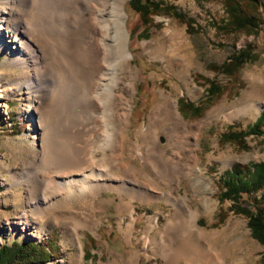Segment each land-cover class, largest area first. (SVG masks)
<instances>
[{
	"label": "rangeland",
	"instance_id": "1",
	"mask_svg": "<svg viewBox=\"0 0 264 264\" xmlns=\"http://www.w3.org/2000/svg\"><path fill=\"white\" fill-rule=\"evenodd\" d=\"M88 1L47 0L45 9L41 4L36 8L58 63L53 91L57 100L48 129L51 151L62 157L72 156L77 145L88 151L86 159L105 162L117 156L121 163L141 167L142 159L132 151L135 131L155 113L162 97L175 102L185 128L199 129L197 144L189 147L211 182L210 193L195 195L176 181L153 186L137 172L136 180L151 191L177 197L189 212L196 209L197 202H211V212L200 213L196 224L204 233H215L207 242L215 251L224 250L227 255L224 264H264V245L252 237L246 216L232 209V200L218 198L225 169L234 164L264 161V136L246 135L242 145L220 139L229 126L245 130L264 110V0L252 12L246 6L258 18L255 34L219 30L218 25L226 16L223 0H163L181 17L154 14L147 24L128 6V0H95L101 10L111 7L110 21L121 28L120 51L126 49L131 53L127 59L135 76V89L127 107L129 124L122 135L115 124L114 128L108 126V120V132H104L101 109L91 108L92 104L100 106L96 102L105 99L104 92L98 95L99 91L87 89L82 80L83 56L67 49L71 31L82 15L84 19L89 17L85 9L94 3ZM144 43L149 47L144 49ZM248 45L257 55L254 61L243 63L230 74L215 69ZM166 51L174 52L176 64L191 61L186 73L192 87L190 92L167 70L163 58ZM52 70L50 74L55 72ZM21 74L9 65L5 52L0 51V244L30 239L46 244L51 255L44 264H164L153 240L160 239L174 209L165 200L140 201L136 185L129 180H122L126 184L122 196H132L126 199L132 204L130 213L118 211L120 198L116 191L102 189L91 208L86 204L69 210L56 206L49 214H42L38 207L40 195L45 196L52 188L44 181L40 190L27 181L34 179L38 171L32 155L38 147L37 144L33 149L29 147V131L36 126L30 115L34 102L26 88L17 86ZM186 102L193 107L186 108ZM250 105L256 107L251 113H234ZM194 106L198 108L196 111ZM84 125L86 135L74 138V127ZM159 133L158 144L165 147L166 138ZM122 181L113 180L117 185H123ZM262 192L264 188L257 194ZM56 194L58 200L63 198L61 193ZM250 199L243 194L241 206L253 209L249 206ZM87 215L94 216L92 223ZM74 216H79V220H74ZM171 226L179 225L171 223ZM195 233L194 239H201L199 232Z\"/></svg>",
	"mask_w": 264,
	"mask_h": 264
},
{
	"label": "bare ground",
	"instance_id": "2",
	"mask_svg": "<svg viewBox=\"0 0 264 264\" xmlns=\"http://www.w3.org/2000/svg\"><path fill=\"white\" fill-rule=\"evenodd\" d=\"M91 1L94 4H89L85 9L89 17L84 19L82 15L78 26L70 33L67 49L83 56L82 80L87 89L93 92L99 91L98 95L104 92L105 99H98L96 102L100 106L93 104L91 106L96 110L101 109L104 132H108L106 124L108 120L110 123L108 126L114 128L115 124L119 134L122 135V131H125L129 124L127 107L131 103L130 99L135 89L133 82L135 76L127 59L131 57V53L126 49L124 52L120 51L121 28L118 23L110 21L111 7L101 10L95 0H90L88 3ZM48 2L47 0H0V51L5 52L10 66L21 71L22 74L25 73V77L21 74L17 86L19 89L26 88L34 102L30 115L35 120L36 126L34 130L29 131L31 133L29 147L33 149V145L37 144V151L32 152L33 165L38 166L40 172L37 171L34 179L28 178L27 181L38 186L40 190L44 181L46 186L52 188L45 196L40 195L38 207L42 209L43 213H41L47 215L56 206L68 210L78 209L85 204L90 207L102 189L116 191L120 198L118 211L130 213L132 204L126 199L132 196H122V190L126 185L122 180L126 179L136 185L135 193L140 196V201L165 200L174 209L160 239L153 240L160 249L164 264H224L227 256L224 250L215 251L207 242L215 236V233H204V230H200L196 224L200 213L211 212L213 206L211 202H197L196 209L189 212L186 205L177 197L151 191L147 185L139 184L134 176L137 172L147 177L153 186L176 181L177 184L185 186L187 192L195 195L210 193L211 182L205 177L194 150L189 147L197 144L196 132L199 129L195 131L194 127L185 128L175 102L162 97L155 113L135 131L136 142L132 146V151L142 159L141 167L121 163L117 156H112L105 162L86 159L88 151L86 153L77 145L74 146L75 152L72 156L62 157L51 151V135L48 134V129L51 126L50 114L55 110L57 100L53 91L58 63L54 60L46 37L47 33L42 29L40 24L42 20L39 22L36 10L37 4H41L45 9ZM148 47L146 43L143 44L144 49ZM168 51L163 55L167 70L181 80L186 92H190L192 87L186 79V73L191 61L187 59L184 65L176 64L174 52ZM52 69L55 72L50 74ZM254 109L256 107L250 105L241 107L234 113L249 114ZM85 126L74 127L76 133L73 135L74 138L82 139L86 135ZM159 132L166 138L165 147L158 144ZM35 134L38 136L36 137ZM115 179L121 180L124 186L115 184L113 182ZM56 193H61L63 198L58 200L59 196ZM93 218L94 216L87 215L89 223L93 222ZM76 219L79 220V216H74V220ZM171 223H177L181 227L173 228ZM196 231L202 236L201 239H194Z\"/></svg>",
	"mask_w": 264,
	"mask_h": 264
},
{
	"label": "trees",
	"instance_id": "3",
	"mask_svg": "<svg viewBox=\"0 0 264 264\" xmlns=\"http://www.w3.org/2000/svg\"><path fill=\"white\" fill-rule=\"evenodd\" d=\"M263 0H223L225 19L218 25L223 32L255 34L257 32V17L250 13L257 9ZM128 6L138 14L141 22L147 24L151 15L154 14H177L170 4L163 0H128ZM243 4L245 5L243 7ZM248 6L249 11L246 10ZM257 58L250 45L238 49L229 59L216 66V70L230 74L247 61H254ZM186 108H192V104L185 103ZM198 108L194 106L193 110ZM253 134L264 136V110L261 111L256 120L245 130H234L232 126L221 134V140L233 141L242 145L244 136ZM221 191L218 194L220 199L233 201L232 209L235 212L243 213L247 218V226L251 235L260 244L264 245V192L258 195V191L264 188V161L246 164H234L225 169L221 176ZM250 196L249 206H241V196ZM46 244H40L35 240L19 242H3L0 244V264H44L51 255ZM264 259V255L262 256Z\"/></svg>",
	"mask_w": 264,
	"mask_h": 264
}]
</instances>
